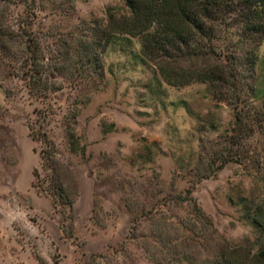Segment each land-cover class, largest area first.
<instances>
[{"label": "rangeland", "instance_id": "rangeland-1", "mask_svg": "<svg viewBox=\"0 0 264 264\" xmlns=\"http://www.w3.org/2000/svg\"><path fill=\"white\" fill-rule=\"evenodd\" d=\"M22 1L0 10L9 8L15 33L37 32L48 55L68 30L80 35L109 8L126 9L125 0H47L29 27ZM222 41L229 47L234 35ZM140 52L139 38L116 36L103 76L80 92L75 128L84 153L72 152L65 135L70 84L52 100L59 113L47 130L79 187L72 209L54 208L32 187L41 165L27 125L38 102L18 63L0 62V264H221L222 255L251 260L260 250L252 218L264 197V134L247 139L239 162L218 169L214 158L235 113L253 122L262 107L264 39L254 71L240 67L239 105L204 83L168 84ZM205 173L213 175L200 179Z\"/></svg>", "mask_w": 264, "mask_h": 264}, {"label": "trees", "instance_id": "trees-1", "mask_svg": "<svg viewBox=\"0 0 264 264\" xmlns=\"http://www.w3.org/2000/svg\"><path fill=\"white\" fill-rule=\"evenodd\" d=\"M45 1L21 2L28 13V18L23 19L27 26H33L36 10ZM125 4L124 12L109 8L106 18L92 20L80 35L73 28L65 37L59 36L49 55L37 32L30 28L31 31L15 33L16 29L8 25L9 8L0 10V62L8 57L18 63L29 94L38 102L34 118L27 125L32 140L39 144L35 151L41 165L33 171L32 187L50 198L54 208L72 209L79 187L70 161L59 152L47 130L49 121L59 113L52 100L63 99L70 84L72 92L64 107L65 135L72 152L84 153L75 128L79 94L88 83L103 76L104 54L116 36L139 38L141 52L137 57L143 64H153L168 84L204 83L212 94L231 105L242 103L240 67L254 71L256 49L264 39V0H125ZM231 34L235 42L224 48L222 36ZM251 94L255 95L253 85ZM64 108L59 106L61 111ZM234 117L225 131V146L214 158L220 163L218 169L229 162H239L244 155L240 149L247 139L256 133L264 134V99L253 122L247 121L251 118L247 113H235ZM211 175L205 173L200 179ZM252 224L264 236V197L254 211ZM221 264H264V241L253 259L222 255Z\"/></svg>", "mask_w": 264, "mask_h": 264}]
</instances>
